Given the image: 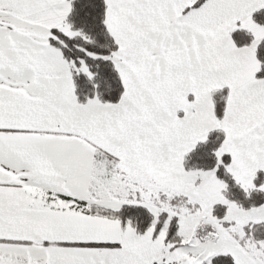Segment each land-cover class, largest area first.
Returning <instances> with one entry per match:
<instances>
[{"label":"snow or ice","instance_id":"6c2138e0","mask_svg":"<svg viewBox=\"0 0 264 264\" xmlns=\"http://www.w3.org/2000/svg\"><path fill=\"white\" fill-rule=\"evenodd\" d=\"M0 264H264V0H0Z\"/></svg>","mask_w":264,"mask_h":264}]
</instances>
